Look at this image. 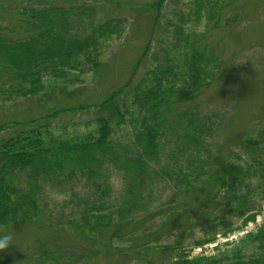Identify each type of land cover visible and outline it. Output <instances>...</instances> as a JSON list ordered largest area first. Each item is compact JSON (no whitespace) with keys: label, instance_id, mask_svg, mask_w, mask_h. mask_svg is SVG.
Wrapping results in <instances>:
<instances>
[{"label":"rangeland","instance_id":"rangeland-1","mask_svg":"<svg viewBox=\"0 0 264 264\" xmlns=\"http://www.w3.org/2000/svg\"><path fill=\"white\" fill-rule=\"evenodd\" d=\"M156 1L73 0L74 4L86 9L81 15L84 21L90 19L95 24L108 20L112 23V28H102L104 30L99 34L98 49L94 52L97 65L79 58L74 67H64L62 73L44 72L34 84V89L30 82L10 81V76L0 74V125L19 122L16 128H27L36 125L39 116L68 108L47 119L53 133L69 138L93 131L97 127L96 119L109 113L99 104L113 90L131 80L122 95L123 98L126 96V101L124 99L120 109H124L125 105L130 106L134 85L145 81L150 69L162 65L166 57L185 64L183 54L193 50L196 52L195 62L201 61L206 67L200 70L208 72V67H211L212 78L207 76V79L211 78L207 85L195 84L191 78L187 80L188 84L176 81L175 88L195 89L199 94L193 99L181 97L182 92L175 94L173 98L178 101L174 103L173 110L176 113L190 112L210 126L204 144L206 154L210 155L211 168L207 174L214 171L213 163H219V160L244 164L257 159L249 185L248 204L253 206V210L242 216L232 213L227 220L234 229L230 234L240 232L256 220L260 221L261 227L248 230L233 241H220V244L217 241L228 235L224 233L226 221L215 220L216 227H212L213 221H205L204 216L207 215L202 213L206 206L201 205L203 201L199 196L209 192L215 198L210 205H223L228 197L206 181L199 184L195 197L183 199L175 193V189L183 185L176 188L160 181L146 189L145 205L137 204L145 207L137 208L139 210L128 217L137 219L135 225L129 227L132 234L120 233L112 238L108 249L113 256H100L97 262L136 263V260L132 262L129 259V256L134 258L136 252L128 253L127 250L132 248L128 246L146 239L148 243L141 250H153L155 253L142 252V255L159 257L164 250H169L172 261L177 264H187L194 258L215 256L236 248H241L246 256H253L258 252V242L246 234L254 235L264 225V0H164L158 20L155 19L157 10L152 6ZM60 3L70 4L68 0ZM201 28L204 31L201 32ZM75 30L82 33L90 32L91 28ZM148 43L150 49L144 53ZM187 57L190 59L191 56ZM114 101L119 103L117 98ZM79 105L85 107L76 109ZM32 119L34 123H30ZM177 122L174 117L170 121L172 125L168 138L164 140V151L172 152V158L162 159L163 163L171 164L184 158L179 147L187 144V137L172 131ZM195 122L199 123L198 120ZM116 123L112 122L113 139L129 144L132 140L131 126ZM11 129L0 131V138ZM233 150L236 151L234 155L231 154ZM190 161L195 163L197 160L190 158ZM207 174L204 172L200 176ZM110 183L111 201L119 204L125 194V180L119 172L112 171ZM88 194V189L79 183L65 182L56 187L45 185L41 195L43 215L39 217V223L0 227V235L13 236V244L0 251V264H30V248L42 243L44 247L41 246L39 251L43 255L46 250H56L57 254L55 260L49 255L44 257L41 264H56L58 261L65 264L69 255L61 257L60 253L65 250L76 253L92 247L93 241L73 226L80 217L78 205ZM148 231L152 235H148ZM101 238L105 242L106 237ZM119 251L122 252L117 255Z\"/></svg>","mask_w":264,"mask_h":264},{"label":"trees","instance_id":"trees-1","mask_svg":"<svg viewBox=\"0 0 264 264\" xmlns=\"http://www.w3.org/2000/svg\"><path fill=\"white\" fill-rule=\"evenodd\" d=\"M60 1L0 0V74L10 76V81L20 79L22 82H30L34 89V84L44 72L51 70L62 73L64 67H74L79 58L83 57L97 65L95 53L99 34L103 32L102 28H112V23L108 20L95 24L90 19L84 21L81 18L86 11L83 6L74 4L73 0H68L69 5ZM163 1L158 0L152 4L157 10L156 20ZM75 28H91V31L80 33ZM149 49L150 43L144 53ZM195 53L192 50L183 54L185 64L166 57L162 65L158 64L150 69L148 78L134 85L130 106L127 104L124 109H120L125 103L124 99L126 101V96L123 98L122 95L129 88L131 80L113 90L99 104L106 107L109 113L96 119L97 127L93 131L69 138L53 133L47 119L68 108H59L53 113L39 116L37 124L27 128H16L19 122L1 124L0 131L12 129L0 138V227L39 223V217L43 215L41 195L45 185L56 187L65 182L83 184L89 194L78 205L80 217L74 221L73 226L75 230L86 234L94 244L87 250L76 253L65 250L60 256L69 255L65 264H98L100 256H113L108 249V242L112 238L120 233L132 234L129 227L135 225L137 219L128 217L145 207L143 201L146 189H151L160 181L176 188L183 185L175 189V193L180 198L188 199L195 197L199 184L210 181L228 200L223 205H210L215 198L209 192L199 196L203 201L201 205L206 206L202 214L207 215L204 216L205 221H213L212 227L217 226L214 223L217 219L226 221L224 233L230 234L234 229L227 217L232 213L242 216L253 210V206L248 204L251 192L249 185L257 159L244 164L234 160H219V163H213L214 171L207 174L211 165L210 155L206 154L207 147L205 149L204 144L208 139L210 126L190 112L176 113L173 110L174 103L178 101L173 98L175 94L182 92L181 97L189 99L199 94L195 89L185 91L175 88L176 81L188 84L187 80L191 78L195 84L207 85L212 78L211 67H208V72L200 70L201 67H206L201 61L195 62ZM187 56H191L190 59ZM207 76L211 78L207 79ZM116 98L119 103L114 101ZM83 107L85 105L75 108ZM173 117L178 122L172 131L183 138L187 137V144L179 147L183 160L170 164L163 163L162 159L172 158V152L164 151V140L168 138ZM116 121L117 125L128 123L131 126L132 140L129 144L124 145L113 139L112 122ZM30 123H34V119ZM235 153L233 150L231 154ZM181 156L179 157L182 158ZM190 158L197 161L192 163ZM112 171L119 172L126 184L125 194L120 198L119 204L111 201ZM204 172L207 175L200 176ZM139 202L144 205L140 207L137 205ZM147 234L152 235L151 231ZM246 235L258 242V252L253 256H246L241 248H236L215 256L194 258L186 263L264 264V225L254 235ZM102 236L106 237L105 242ZM147 243L146 239L140 244H129L128 247L132 248L127 250L128 253L136 252L135 257L129 256V259L137 261L131 264H177L172 261L169 250H164L161 256H154L155 258L142 255V252L155 253L153 250H141ZM41 246L44 247V243L30 248V264H41L40 260L48 255L53 260L56 259V250H46L43 255L39 251ZM121 252L116 254L120 255Z\"/></svg>","mask_w":264,"mask_h":264},{"label":"clouds","instance_id":"clouds-1","mask_svg":"<svg viewBox=\"0 0 264 264\" xmlns=\"http://www.w3.org/2000/svg\"><path fill=\"white\" fill-rule=\"evenodd\" d=\"M200 31H204V28H201ZM11 244H13V236L11 234L0 235V251L7 250Z\"/></svg>","mask_w":264,"mask_h":264},{"label":"built area","instance_id":"built-area-1","mask_svg":"<svg viewBox=\"0 0 264 264\" xmlns=\"http://www.w3.org/2000/svg\"><path fill=\"white\" fill-rule=\"evenodd\" d=\"M259 223H260V221L256 220L255 222L251 223L248 227L244 228L242 231L237 232L236 234H233L228 238H223L222 241H226L228 239L236 238L237 236H240V235L246 233L248 230H252L253 228H255L256 224H259Z\"/></svg>","mask_w":264,"mask_h":264}]
</instances>
